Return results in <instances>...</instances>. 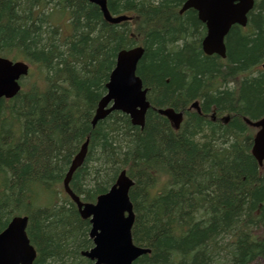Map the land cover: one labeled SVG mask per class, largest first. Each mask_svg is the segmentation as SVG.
Here are the masks:
<instances>
[{"label": "trees", "instance_id": "1", "mask_svg": "<svg viewBox=\"0 0 264 264\" xmlns=\"http://www.w3.org/2000/svg\"><path fill=\"white\" fill-rule=\"evenodd\" d=\"M106 1L130 19L111 25L86 0H0V56L31 69L0 100V232L26 216L33 264H93L81 256L90 223L62 191L88 139L69 187L94 203L126 172L132 241L150 250L133 264H264V163L251 155V125L264 117V0L231 27L224 59L203 54L205 26L179 14L186 0ZM134 46L144 128L120 112L92 128L118 52ZM165 109L183 113L178 130Z\"/></svg>", "mask_w": 264, "mask_h": 264}, {"label": "water", "instance_id": "2", "mask_svg": "<svg viewBox=\"0 0 264 264\" xmlns=\"http://www.w3.org/2000/svg\"><path fill=\"white\" fill-rule=\"evenodd\" d=\"M99 8L104 20L117 25L129 20L127 16H113L107 9L106 0H86ZM254 6V0H186L179 13L194 10L197 19L206 28L201 42V50L207 55L225 58V38L234 25L245 27L247 15ZM144 54L143 47L137 46L118 52L115 66L105 85L106 93L97 105L91 122L92 128L98 121L112 112H120L130 118L133 126L144 128L145 116L150 108L146 100L141 79L137 76V66ZM264 69V65L262 66ZM29 66L22 61H11L0 57V100L13 99L21 87L19 81L27 76ZM191 108L199 110L198 103ZM177 130L182 121V113L172 109L158 110ZM258 128L252 146V156L261 167L264 161V118L252 124ZM88 139L72 160L63 180V189L76 205L82 219L91 225L89 237L93 246L81 256L94 264H133L139 257L150 253L149 249L133 244L131 229L134 222L133 206L129 191L133 182L120 172L110 189L97 197L96 202L83 203L70 189L73 173L82 166L88 149ZM27 217H14L0 233V264H33L35 250L26 235Z\"/></svg>", "mask_w": 264, "mask_h": 264}, {"label": "rangeland", "instance_id": "3", "mask_svg": "<svg viewBox=\"0 0 264 264\" xmlns=\"http://www.w3.org/2000/svg\"><path fill=\"white\" fill-rule=\"evenodd\" d=\"M56 18L58 19L57 20L58 24L61 25V29H62L63 35H67L69 33V31H70V28L68 27L67 17H60L58 15ZM30 73H31V69H30ZM256 264H259V263H256Z\"/></svg>", "mask_w": 264, "mask_h": 264}, {"label": "bare ground", "instance_id": "4", "mask_svg": "<svg viewBox=\"0 0 264 264\" xmlns=\"http://www.w3.org/2000/svg\"><path fill=\"white\" fill-rule=\"evenodd\" d=\"M264 65V63L261 65V67ZM263 69V68H262ZM264 70V69H263ZM196 103V102H195ZM193 105V104H192Z\"/></svg>", "mask_w": 264, "mask_h": 264}]
</instances>
